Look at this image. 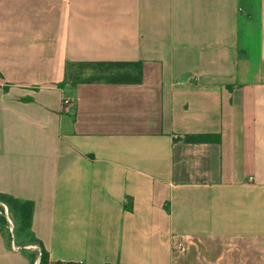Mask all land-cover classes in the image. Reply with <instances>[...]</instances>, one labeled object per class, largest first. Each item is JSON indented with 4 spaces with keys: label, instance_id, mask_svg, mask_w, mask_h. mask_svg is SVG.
<instances>
[{
    "label": "crops",
    "instance_id": "crops-1",
    "mask_svg": "<svg viewBox=\"0 0 264 264\" xmlns=\"http://www.w3.org/2000/svg\"><path fill=\"white\" fill-rule=\"evenodd\" d=\"M0 195L51 264H264V0H0Z\"/></svg>",
    "mask_w": 264,
    "mask_h": 264
},
{
    "label": "trees",
    "instance_id": "trees-1",
    "mask_svg": "<svg viewBox=\"0 0 264 264\" xmlns=\"http://www.w3.org/2000/svg\"><path fill=\"white\" fill-rule=\"evenodd\" d=\"M85 66L97 67L99 71L104 72L96 78L88 81H76V83H96L106 82L110 84H141L143 81V67L142 63H131V62H97V63H81ZM128 69H135L138 73L134 76ZM112 70H117L118 73H113ZM190 143H215L220 141L219 136L213 135H197L190 136L187 139ZM1 199H4L8 204L17 212L21 218L22 231L29 232L32 226V218L34 212V203L31 201H22L11 197L9 195H0ZM133 207H129L132 211ZM0 223L5 226L7 221L5 218H0ZM35 240V239H34ZM41 247V253L39 256V264H51L50 255L46 248L35 240ZM32 264H36V260L32 259ZM55 264H73V263H62L57 262ZM113 264V263H107ZM119 264V263H116Z\"/></svg>",
    "mask_w": 264,
    "mask_h": 264
},
{
    "label": "rangeland",
    "instance_id": "rangeland-1",
    "mask_svg": "<svg viewBox=\"0 0 264 264\" xmlns=\"http://www.w3.org/2000/svg\"><path fill=\"white\" fill-rule=\"evenodd\" d=\"M97 67L85 66L81 63L79 64H71L69 67V80L76 81H88L93 78L102 75L104 72L99 71ZM129 72H132L134 76H137V71L135 69H128ZM113 73H118L117 70H112ZM0 218L3 217L6 219L7 224L3 226L0 223V229L2 233V237L5 240V244L7 249L16 250L15 246L19 248L20 242L22 244H27L25 250H22L21 253L24 255H28L29 259L38 261V258L41 253V247L34 240V238L26 231H22V222L19 214L13 210V208L8 204L7 201L0 198ZM9 219L12 223L9 222ZM22 236V241H19V236ZM32 264V263H31Z\"/></svg>",
    "mask_w": 264,
    "mask_h": 264
},
{
    "label": "built area",
    "instance_id": "built-area-1",
    "mask_svg": "<svg viewBox=\"0 0 264 264\" xmlns=\"http://www.w3.org/2000/svg\"><path fill=\"white\" fill-rule=\"evenodd\" d=\"M197 80H192L191 81V84H197ZM66 103H68V101H66ZM0 214H2V212L0 211ZM8 220H9V222L10 223H12V221L9 219V217H8ZM184 245H183V242L181 241V240H178L175 244H174V249H175V251H183L184 250ZM15 249L17 250V251H20L21 250V248H17L16 246H15ZM39 261V260H38ZM36 262V264H39V262Z\"/></svg>",
    "mask_w": 264,
    "mask_h": 264
},
{
    "label": "water",
    "instance_id": "water-1",
    "mask_svg": "<svg viewBox=\"0 0 264 264\" xmlns=\"http://www.w3.org/2000/svg\"><path fill=\"white\" fill-rule=\"evenodd\" d=\"M39 261H40V260H39ZM39 261H38V262H39Z\"/></svg>",
    "mask_w": 264,
    "mask_h": 264
}]
</instances>
